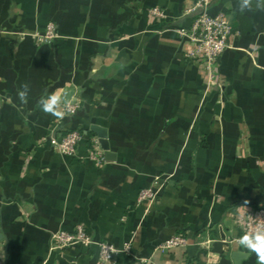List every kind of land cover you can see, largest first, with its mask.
I'll use <instances>...</instances> for the list:
<instances>
[{
	"label": "crops",
	"instance_id": "crops-1",
	"mask_svg": "<svg viewBox=\"0 0 264 264\" xmlns=\"http://www.w3.org/2000/svg\"><path fill=\"white\" fill-rule=\"evenodd\" d=\"M199 2L0 0V264H98L100 243L130 244L116 264H259L238 240L264 206V0L209 5L239 33L215 67L221 87L178 34ZM49 23L59 37L37 45ZM50 95L55 114L41 107ZM94 124L112 161L90 160L88 142L57 152L53 140ZM157 178V201L138 204ZM78 225L94 244L51 249ZM175 235L188 245L160 252Z\"/></svg>",
	"mask_w": 264,
	"mask_h": 264
},
{
	"label": "built area",
	"instance_id": "built-area-1",
	"mask_svg": "<svg viewBox=\"0 0 264 264\" xmlns=\"http://www.w3.org/2000/svg\"><path fill=\"white\" fill-rule=\"evenodd\" d=\"M212 0H200L198 7L201 14L197 16L187 29H181L178 34L188 43V49L185 58L201 66L208 75V83L213 86L221 87L222 81L215 72L220 58L231 48V40L239 35L233 28L228 17L224 13L212 16L208 12L209 5ZM149 14L154 19H165L167 16L160 8L149 10ZM59 37V32L54 23L47 24L45 30L34 35L37 45L50 44ZM77 108L73 104H67L59 113L60 118H64L75 114ZM83 142H89L90 155L89 158L95 163L101 164L105 162L103 150L97 137L88 139V137L80 131H71L66 133L59 141L53 140L57 152L61 156L75 157L78 148ZM164 184L160 178H157L154 184L142 189L138 194V204H153L157 201L161 194ZM243 234L255 233L256 230H264V206L256 209L251 215L243 219ZM242 234V235H243ZM94 244L84 227L76 226L74 231H58L52 235V247L54 251L63 252L65 249L79 245L88 247ZM188 240L184 235H175L169 240L161 244L158 249L162 253L185 248ZM98 264H116L117 257L131 252L130 244L124 246L122 250H118L111 244L100 243L99 245Z\"/></svg>",
	"mask_w": 264,
	"mask_h": 264
},
{
	"label": "clouds",
	"instance_id": "clouds-1",
	"mask_svg": "<svg viewBox=\"0 0 264 264\" xmlns=\"http://www.w3.org/2000/svg\"><path fill=\"white\" fill-rule=\"evenodd\" d=\"M247 0L241 4L240 8L243 11L247 8ZM26 89V86H25ZM21 100L26 97V90L19 93ZM41 107L45 112H53L58 103V97L56 95H50L41 99ZM55 114V113H54ZM239 245L242 246V250H247L245 254L251 252L257 255L259 264H264V230H256L255 233H245L239 240Z\"/></svg>",
	"mask_w": 264,
	"mask_h": 264
},
{
	"label": "water",
	"instance_id": "water-1",
	"mask_svg": "<svg viewBox=\"0 0 264 264\" xmlns=\"http://www.w3.org/2000/svg\"><path fill=\"white\" fill-rule=\"evenodd\" d=\"M86 136L89 134H93L98 138L99 143L101 145V149L104 152V157L107 161H112L115 158V154L111 152L110 143H109V134L108 130L104 127L98 125H91L89 130L84 133ZM0 234L2 235L1 225H0ZM1 237V236H0ZM2 238H0L1 242Z\"/></svg>",
	"mask_w": 264,
	"mask_h": 264
},
{
	"label": "trees",
	"instance_id": "trees-1",
	"mask_svg": "<svg viewBox=\"0 0 264 264\" xmlns=\"http://www.w3.org/2000/svg\"><path fill=\"white\" fill-rule=\"evenodd\" d=\"M189 62H190V61H189ZM80 132H82V131H80ZM91 136H94V135H91ZM87 137H88V138H90V136H89V135H88ZM88 143H89V142H88Z\"/></svg>",
	"mask_w": 264,
	"mask_h": 264
}]
</instances>
